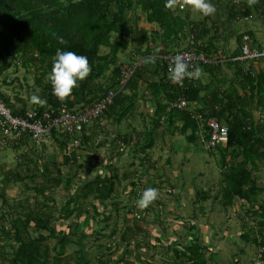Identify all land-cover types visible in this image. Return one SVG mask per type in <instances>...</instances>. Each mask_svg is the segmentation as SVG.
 Wrapping results in <instances>:
<instances>
[{
  "label": "trees",
  "instance_id": "obj_1",
  "mask_svg": "<svg viewBox=\"0 0 264 264\" xmlns=\"http://www.w3.org/2000/svg\"><path fill=\"white\" fill-rule=\"evenodd\" d=\"M214 1L212 0V3ZM174 3L188 5L187 0H174ZM229 3L232 1L229 0ZM135 8L143 11L149 23L159 26L158 36L164 43L173 40L171 43L176 45L182 37H186V26H191L188 15L183 17L178 13L174 15V11L166 6V0H0V77L16 65L14 62L16 58L22 60L25 67L35 66L41 72L36 82L41 87L42 99L46 100V103L35 109L40 113L48 111L53 116H59L65 112H81L85 108L92 107L113 90L117 93L113 104L98 119L105 115L115 118L117 123H121L133 112L140 87L146 83L147 93L151 95L155 104L153 129L143 134L145 137L143 145L139 142L136 144L144 153L154 148L156 134L162 128V124H167L174 133L186 135L189 143H197L201 121L194 117V112L191 110H168L167 104L181 98L189 103H203V108L197 107L196 111L203 114L204 122L213 117L226 125L229 130L228 147L219 151L221 166L224 169L221 206L228 211L233 208L236 200H240L251 204L253 215L259 216L264 213V188L260 186L258 177L264 170V68L258 66L256 70H252L246 68V63L230 62L228 66L234 68L235 72L228 79L223 63L201 64L200 66L211 74V82L204 86L200 83L198 86L188 84L186 89H183L171 83L164 62L160 69L163 76L158 82L151 83L147 78V66L153 67L152 63L159 65L161 62L158 60L147 62L145 59L141 65L134 66L130 79L122 87L120 80L125 70L123 71V67L118 63L119 55L126 52L130 44H133V34H140H137L138 32L133 30V25L129 23L130 12ZM179 9L178 12H180ZM227 11L231 21L252 18L256 14L257 17H264V0L243 1L229 5ZM211 17V15H204L200 26H195L194 29L189 27L190 37L193 36L197 41L193 49L199 53L207 54L212 52L211 50H216L213 42L207 45L198 43L199 38L203 39L204 30V33H209L206 26ZM61 37L66 43L60 42ZM114 37H117L116 40H113ZM140 37V44L149 42L147 35L140 34ZM58 48L87 56L91 66L89 75L80 80L72 93L64 99L53 94L52 84L48 78ZM166 48L169 49L170 45ZM102 49L108 51L103 53ZM139 51H142V47ZM149 53V50H145L142 55L146 56ZM162 53L171 54L170 51ZM11 55L13 59H10ZM261 61L264 62V60ZM251 63L254 64V62ZM111 69L112 86L105 88L100 80L105 79ZM203 93L206 95L203 96ZM0 99L13 116L22 117L26 114L27 108L17 109L11 99L1 91ZM210 110L213 112L211 115ZM177 123L182 126L176 128ZM88 131L83 134L82 144L77 149L69 147L68 135H58L60 139L57 143L63 155L62 161L59 162L55 158L50 162L57 167L58 175L53 176L50 168L45 167L41 175L44 178V184L35 188L36 192L45 196L49 189L48 185L55 187L63 185L69 194L63 207L57 210L47 202H39L38 206L33 208L28 204V211L25 213L15 211V214H4V219L10 222L11 227L7 230L3 226L0 230L6 234L5 236L14 246L8 264H69L64 258L67 248L78 243L74 239L76 229L82 228L80 225L84 223L90 226L92 221L88 215V208H92L96 217L100 216V207L106 206L109 200L113 201L114 206L118 208L119 202L116 199L118 186L121 184L123 187L122 185L128 182L127 174H124L122 179L110 166L107 167L108 173L104 175L98 173L87 180H82L75 174L64 177L59 168V166L71 164L73 166L70 167L81 168L79 150L82 146L87 147L93 139V136H87ZM33 177H36V174ZM138 179L131 180L129 183L132 187L129 193L134 196H137V183L140 180ZM125 188H122V193L126 191ZM1 197L3 204L8 205L5 192ZM198 197L201 203L200 211L204 213V205L211 197L207 192H200ZM94 201H98V204ZM136 201L137 199L131 206H127L126 210L129 214L140 208ZM256 207L258 209H255ZM72 219L77 220L75 226L71 222ZM108 219L105 218L106 221ZM146 219L147 215L140 220L134 218L133 224L126 225L121 240L107 243V251L112 253L115 248L123 247L124 252L127 253L130 242L136 239L134 263L153 264L152 260L155 256L150 255L149 249L156 245L143 239L137 240L138 234H145L148 230L144 224ZM60 221H69L70 225L60 229L57 226ZM79 221L83 224H79ZM258 224L262 228L259 236L252 240L251 234L247 232L242 238L248 243L264 248V223L258 222ZM196 229L195 224L191 225L192 231H198ZM32 230L38 235L33 236ZM85 235L83 234V237ZM83 237L80 240L82 252H84L87 238ZM50 239L56 241L53 247L48 244ZM156 241L161 242L160 239ZM179 244L181 249L169 248L174 253L171 264H215L213 256H208L209 246L201 243L200 239H193L190 244L180 242ZM100 247L103 246L100 245ZM53 252L55 255H52ZM125 255L120 259H124ZM262 259L264 262V254ZM116 260L104 255L97 256V264H113ZM76 264H92V262L85 255L82 263L77 261Z\"/></svg>",
  "mask_w": 264,
  "mask_h": 264
},
{
  "label": "rangeland",
  "instance_id": "obj_2",
  "mask_svg": "<svg viewBox=\"0 0 264 264\" xmlns=\"http://www.w3.org/2000/svg\"><path fill=\"white\" fill-rule=\"evenodd\" d=\"M243 1L251 2L254 0H236V4ZM116 38L114 37L113 40H116ZM107 51L106 49H102L101 52L106 53ZM126 56L121 55L119 57V61L121 62L118 61V63L123 67V71H132L134 66H138L136 65L137 62L132 61V58H129L128 55ZM10 59H13V55L10 56ZM14 62L16 65H13L0 77V91L11 99L17 109L24 107L27 108V111L35 109L41 104L34 103L31 97L36 92L42 98L41 87L36 82L41 72L35 66H23L22 60L19 58H16ZM260 64H262V61L256 64L249 62L246 63V68L256 70ZM126 65L128 67H125ZM217 65H220V63ZM111 74L112 69L108 72L105 79L100 80V83L105 88L112 86L110 80ZM37 90L39 91L37 92ZM147 90V87H142L138 93L135 109L121 123H117L115 118H109L105 115L95 120L87 135L93 136L92 141L87 147L82 146L79 150L81 154V158L79 159V164H81L80 169L70 167L73 164L70 166H59L64 177L68 174H75L77 178L82 180H87L98 173L104 175L108 173L107 167L109 168L110 166L114 171L119 173L120 178L123 179L124 174L129 176L128 182L124 183L122 181L124 183L123 187H121V184L118 186L116 198L117 202H119L118 208L114 206L113 201L109 200L106 206L100 207V216L97 217L92 208H88V215L92 220H90V226H86L84 223V225H80L82 228L76 229L74 239L78 243H74L67 248L65 261L69 264H76L77 261L82 263V259L86 255L87 258L91 259L92 264H97V256L104 255L115 260L118 258L113 264H135L136 245H132V242L136 239L130 242L127 253L124 252L125 249L123 247H117L115 251L109 253L106 247L108 242L114 243L121 240V235L126 225L133 224V214L138 211L140 214L147 215L144 224L148 230L145 231V234H138L137 240L141 241L143 239L144 241L152 242L155 238L160 239L154 232L165 234L166 231L172 230L171 226L173 224L176 225L177 219L182 218L183 224L178 225V229L181 230H188L191 223L201 230H203V226L212 224L215 229L218 228V230L222 231L228 227L235 233V241L240 244V248H243H237V245L233 241L235 238H233L232 244H230L232 237H228L230 238L228 239L229 243H225L224 247H221L218 251H216L215 247L212 249L216 254L214 263L234 264L235 258L238 259L240 257L243 261H246L243 262L241 259L242 263L264 264L263 259H259L258 252L260 247L253 243L245 242L241 237L245 231L251 234L252 240L256 236H259L262 228L258 222L264 223V213L259 216L253 215L251 204L242 203L240 200H236L235 205L229 212H225L222 208L220 199L224 187V169L221 166V155L219 152L210 151L205 146L202 149L199 148L201 149L199 151H191L190 148L186 149L188 146L184 136L182 138L178 135L179 138L175 140L166 139L170 135H167V125L164 124H162L164 125L162 126L163 129L157 131L156 139L159 141V144L163 146L165 144L166 151L162 148L161 151H153L151 149L144 153L141 147L138 148L136 145L138 142L141 145L145 142L143 134L145 132L149 133V130L153 129L152 119L154 113L149 112V104L154 105L155 102L151 98V95L147 93ZM59 139L60 137L56 136L52 143L45 144L43 147L34 145L33 148H30V144H24L25 146H21L23 148L21 149L20 147L19 149L20 154L17 149L0 152V202L2 203H0V225L2 227L7 226L9 230L11 227L10 222L4 219V214H15V211L25 213L28 211V204L33 208L39 202H47L57 210L66 204L69 194L63 185L60 187L48 185L49 189L45 196L35 191V188H39L44 184V178L41 175L45 167L50 168L53 176L58 175L57 167L50 163L51 161L47 159L46 155L49 154L48 152H53L55 153V158H58L59 162L62 161L63 155L57 143ZM126 140L128 142H125ZM168 143H172V153L169 150ZM35 146L37 147L36 149H34ZM175 146L179 150H183L181 154L179 153L180 155L173 152ZM28 151H30V154H28ZM18 159H22V162L20 163ZM263 172L264 170L261 173ZM261 173L259 174L260 178L262 176ZM34 174H36V177H33ZM143 177L147 179V185L144 190L149 187L155 188L158 190V196L147 207L139 208L134 213L129 214L126 210L127 206H131L133 202L135 203V199L139 198V196L137 198L129 193L131 191L129 183L131 180ZM182 184L189 186L188 191L190 193L182 191ZM124 187H126V191L122 193ZM3 192L6 194L8 205L3 204V198L1 197ZM200 192H207L211 198L216 197V202L215 200H209L205 203V213L212 206V203L213 205L216 204L215 209L217 210L215 211L213 220L210 218L207 220L208 217L206 215L198 212L199 206L197 204L201 205L198 197ZM94 203L98 204V201H94ZM179 204H182V207H186L184 211L183 208L180 209ZM237 204L240 206L237 207ZM218 205H220L219 208ZM169 208H172V210ZM105 218L109 219L106 221ZM76 221L72 219L73 226L77 224ZM79 224L83 223L79 221ZM101 228L104 229L101 230ZM32 234L33 236L38 235L34 230H32ZM83 234H86L85 236L87 237L84 245L85 255L80 245ZM135 242L137 244V241ZM55 243L54 239L48 240V244L51 247ZM100 245L103 247L101 248ZM162 245L163 247H151L149 249L150 255L155 256L157 264H171L174 253L164 243ZM13 248L11 240L4 234H1L0 263H9ZM243 251L247 252V255L240 254ZM124 254H126L124 259H120ZM52 255H55L54 252Z\"/></svg>",
  "mask_w": 264,
  "mask_h": 264
},
{
  "label": "crops",
  "instance_id": "obj_3",
  "mask_svg": "<svg viewBox=\"0 0 264 264\" xmlns=\"http://www.w3.org/2000/svg\"><path fill=\"white\" fill-rule=\"evenodd\" d=\"M246 2H249V1H246ZM214 4L216 6V12H215V14L211 15L212 17L209 19V21L207 23V26H206L207 30H209V33H204L205 32V30H204L203 31V35H204L203 39L199 38L198 39V43L202 42L205 45H207L209 42L215 43L216 50L215 51L211 50L212 52H209L207 54L205 53V54L210 59H212V58H221V61H222L221 63L224 64L223 67H224L225 73L227 74V77L229 79V78L232 77L233 73L235 72V69L229 67L228 63L232 62L231 61L232 58L237 56L240 53V49H241V46H242L241 37L243 36V34L247 33L250 36L252 45L254 47L264 48V17H262V16L256 17V15H254L252 18L251 17L250 18H242V19H238L236 21H231L230 18H229V15H228L227 6H229V5L231 6L233 4H236V0H234L232 3H229V0H222V1L215 0ZM181 5L184 6V9L183 10L179 9L180 12H178L177 10H178V8H180ZM171 10L174 11V15H176L177 13L181 14L182 17L185 16V15H188L189 21H190V24H191V26H189V25L186 26V33H185L186 37H182L180 39V41L176 45H173L171 43L173 41L172 39H174L173 37L171 39L172 41L170 40L171 42H166V43H164L162 41V39H160V37L158 36V33L160 32L159 31V26L157 24L149 23L147 21L146 15L143 13V11L141 9L135 8L132 12H130L131 14H130V17H129V19H130L129 23H131L133 25V30H135L136 33L138 32L137 34L140 33L142 36H143V34L147 35L148 38H149V42L140 44L139 43L140 42V38H141L140 34L139 35L133 34V42H132L133 44H130V47L126 51V53L125 52L121 53L119 55V57L121 55L122 56L128 55L129 58H132V61H136L137 62L136 65H141V63H143V61L145 59L147 60V62H150L152 60H153V62H154V60L160 61L161 63L159 65H157V63H152L153 67H150V65L147 66V68H148L147 69V73H148L147 78L149 79V81L151 83L158 82L160 77L163 76V72H160V69L162 67L163 57L166 56V54L164 55L162 52L163 51H170V53H172V52H175V51L183 49V48H193V45L197 41H195V39H192L193 37H190L191 33L189 31V27L194 29L195 26L196 27L198 25L200 26V24L204 20V15H202L201 12H199L196 9H194L189 4L187 5V4H183V3H181V4L174 3V9L171 8ZM256 18H258V19H256ZM201 30H202V28H201ZM167 45H170L169 49L166 48ZM141 47H142V51H139V49H141ZM145 50H149L150 53L148 55H146V56H143L142 53ZM119 62H121V61H119ZM254 63L256 64V63H258V61L254 62ZM154 65H156V66H154ZM214 65H217V64H214ZM125 67H128V66L126 65ZM260 67L264 68V62L263 61H262V64H260ZM199 68L202 69V71H201V73H200V75L198 77V81H199L200 85L201 84L203 86L204 85H208L211 82L210 81L211 80V74H209L200 65H199ZM144 86L147 87L146 83L141 85L140 90ZM202 95L205 96L206 94L203 93ZM207 101H208V99H207ZM149 105H150L149 112L150 113H154V105H151V104H149ZM197 106L200 109H202L203 108V103H197ZM212 113L213 112L210 110V115ZM164 125H167V124H164ZM164 125H162V126H164ZM181 126L182 125L180 123H177L175 125L176 128H180ZM161 129H163V127ZM166 130H167V133H168L167 135H170V137L168 136V137H166V139L170 138V140H175V139L179 138L178 135L180 137H182V138L184 136L185 140L187 142V146H188V148H186V149L190 148L191 151H194V150H198L199 151V150L202 149V147H204V145L201 144L200 141H197V143H194V144L193 143H189L187 141V139H186L187 138L186 135H182V134H180L178 132L174 133L170 129L169 126H167ZM188 135H189V133H188ZM172 143H173V141H172ZM172 143H168L169 150L171 151V153H172L171 149H173L172 146H171ZM24 144L25 145H29L30 144L31 145L30 148L34 147V144L31 143L29 140H25L22 143L21 146L24 147L25 146ZM43 146L44 145H42V147ZM20 147L17 148V151H18L19 154H20V150H19ZM23 147H21V149ZM36 148L37 147L35 146L34 149H36ZM162 148H164V150L166 149L165 144H164V146L159 144V141L156 139L153 151H155V150H160L161 151ZM199 148H201V149H199ZM204 149H206V148H204ZM182 151L183 150L182 149L179 150L177 146H175V149L173 150V152L176 153L177 155H180L182 153ZM213 152L216 153V152H219V151H213ZM48 153L49 154L46 155L48 157L47 159L50 160V161H53L55 159V156H54L55 153H53V152H48ZM28 154H30V151H28ZM56 159H58V158H56ZM261 175H262L261 178H260V175H258L259 183H260V186L264 188V172L261 173ZM183 186H184V188H183ZM181 187L183 189L182 190L183 192H185V193L189 192L190 193V191H188L189 190V186L188 185L182 184ZM210 200H215V202H216V197H213ZM242 203H246L247 204V202H244V201ZM211 205L212 206L207 209V213H205L206 212V208H205V212L203 213V212L200 211V204H197V206H199L198 212L200 214H202V215H206L208 217L207 220L209 218L211 220H213L214 217H215L214 216L215 215V211L217 210V209H215L216 208L215 207L216 204L213 205V203H212ZM179 206H180V209L183 208V211L186 208V207H182V204H179ZM219 206L220 205H218V208H219ZM238 206H240V205L237 204V207ZM169 209L172 210V208H169ZM255 209H258V207H256ZM230 210L231 209H229L228 212ZM225 212H226V210H225ZM246 213H248V212H246ZM261 214H263V213H261ZM177 218H180V217H177ZM68 224L70 225L69 221L68 222L60 221V222H58L57 226L61 229V228H65ZM181 224H183V219L182 218L177 219L176 220V225L173 224L171 226L172 230L170 229V231H166L165 234H160L158 232H154V234L156 233L155 235L157 237H160L161 242L159 243L158 241H155L157 239V238H155L151 243L153 245L160 246V247L164 243L166 245V247H168V248L175 247V248L181 249L182 248L181 244L178 245L179 242L180 243H184V244H190L193 239L198 238V239H200L201 243L209 246L210 252L208 251V255L209 254L212 255L213 259L215 258L216 254L214 253V251L212 249L215 247L216 251H218L219 249H221V247H224L225 243H229L228 239H230V238H228V237H232L230 239L231 240L230 244H232V240H233V238H235L233 241L237 245V248L238 249L243 248V247L240 248V244L235 241L236 240L235 233L233 231H231V229L228 228V227L224 228V230L221 231V230H218V228L215 229L213 227V225L211 224V225L203 226V230L197 228L196 230H198V231H192L191 230L192 223L189 225V229L188 230L187 229H183V230L178 229L179 228L178 225L180 226ZM0 227L2 228V226H0ZM5 228H7V230H9V228L7 226H5ZM245 233H247V231H245L243 234H245ZM1 234L6 235L5 233H3L2 230H0V235ZM243 234L241 235V237L243 236ZM165 241H167V242H165ZM244 241L247 242L246 240H244ZM245 242H244V244H245ZM235 244H233V245H235ZM160 247H159V249H160ZM240 254L247 255V252L243 251ZM240 254H238V255H240ZM241 259L242 258H240V257L238 259L235 258L234 264H236V263L246 264V263H242ZM152 261H153V264H157L156 263V258H154ZM242 261H243V259H242ZM243 262H246V261H243ZM0 264H3V263H0ZM215 264H218V263H215Z\"/></svg>",
  "mask_w": 264,
  "mask_h": 264
},
{
  "label": "built area",
  "instance_id": "obj_4",
  "mask_svg": "<svg viewBox=\"0 0 264 264\" xmlns=\"http://www.w3.org/2000/svg\"><path fill=\"white\" fill-rule=\"evenodd\" d=\"M181 6L180 9L183 10L184 6ZM177 54L184 56V59L190 65V70L199 67L201 64H218L222 62L221 58L210 59L205 53H199L193 48L182 49L163 57L168 77L170 75L169 66L173 63V58ZM260 60H264V48L254 47L250 36L247 33L243 34L240 53L233 57L231 61L234 63H247ZM132 73V71L127 70L123 72L120 80L122 87L126 85ZM170 81L173 85L183 89H186L188 84L193 86H198L199 84L198 77H184L179 82H174L171 79ZM116 94L115 91L111 90L102 100L92 107L85 108L78 113L65 112L59 116H53L48 111L40 113L36 109H32L27 111L22 117H15L0 99V152L9 149L16 150L25 140H29L34 145L41 147L42 145L52 143L58 135H68L70 137L69 147L77 149L82 144L81 138L83 134L92 126L94 120L98 119L109 109L113 104ZM167 106L168 110H191L194 112V117L201 121L198 132L199 141L208 150L220 151L228 147V127L213 117L204 122L203 114L196 111L198 107L197 103H189L187 100L181 98L168 102ZM18 161L20 163L22 162L21 159H18ZM146 180V177H143L138 181V187L136 189L137 196H140L143 192L142 190L146 187ZM133 216L135 219L140 220L144 215L136 211ZM132 245L135 246L136 242L133 241ZM258 253L259 259H261L264 254V248L260 247Z\"/></svg>",
  "mask_w": 264,
  "mask_h": 264
},
{
  "label": "clouds",
  "instance_id": "obj_5",
  "mask_svg": "<svg viewBox=\"0 0 264 264\" xmlns=\"http://www.w3.org/2000/svg\"><path fill=\"white\" fill-rule=\"evenodd\" d=\"M187 3L205 16L213 15L216 12V6L212 3V0H187ZM166 6L174 9V0H166ZM60 42L66 43L62 37L60 38ZM201 71L202 69L199 67L190 70V65L184 59V56L177 54L173 58V63L169 66V78L174 82H179L184 77H199ZM90 72L91 66L87 56L58 48L53 58V67L48 73L53 94L60 99L68 97L74 87L78 85V82L85 79ZM31 99L34 103H46V100L42 99L36 92L33 93ZM157 196L158 190L149 187L141 193L136 203L140 208H145Z\"/></svg>",
  "mask_w": 264,
  "mask_h": 264
}]
</instances>
